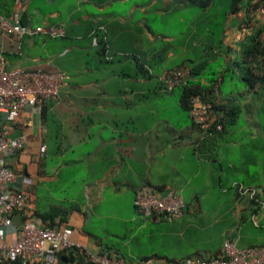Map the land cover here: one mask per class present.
<instances>
[{
  "label": "crops",
  "instance_id": "crops-1",
  "mask_svg": "<svg viewBox=\"0 0 264 264\" xmlns=\"http://www.w3.org/2000/svg\"><path fill=\"white\" fill-rule=\"evenodd\" d=\"M119 1L130 0H0V17L64 31L56 38L0 33L7 67L70 75L58 99L13 122L0 117L6 139H24L19 152L0 155L17 176L10 188L28 194L37 222L59 221L71 229L72 242L117 253L128 264L208 259L226 238L240 249L264 246V94L241 86L227 97L213 93L217 102L240 108L221 132L194 126L179 98L172 108L186 113L187 122L172 120L157 108L173 92L165 90L164 77L199 61L153 75L149 47L171 37L151 32L147 6L134 4L122 15ZM155 1L166 8L186 0ZM233 36L229 49L241 38ZM230 65L229 56L221 68ZM44 184H51V195ZM143 184L179 193L184 215L143 220L132 205ZM237 184L255 189L256 201L240 196Z\"/></svg>",
  "mask_w": 264,
  "mask_h": 264
},
{
  "label": "built area",
  "instance_id": "built-area-1",
  "mask_svg": "<svg viewBox=\"0 0 264 264\" xmlns=\"http://www.w3.org/2000/svg\"><path fill=\"white\" fill-rule=\"evenodd\" d=\"M0 33L17 39L39 33L53 38L64 35L60 27L33 28L3 17H0ZM189 76L187 68L175 69L165 75L164 87L172 90L185 85ZM69 80L70 75L57 71L8 68L4 58L0 56V117L13 122L26 109H40L45 102L58 99L59 89ZM187 112L194 126H208L211 133L222 130V124L214 122L222 114H215L213 105L199 95L188 98ZM23 143L22 137L6 139L0 123V155L16 154L22 149ZM16 177L0 160V264H128L117 253H93L72 242L71 229L59 221L42 224L34 220L28 194L10 188ZM7 187L10 190L4 191ZM236 190L240 196L256 201L255 189L237 184ZM132 205L143 220L158 217L178 219L184 215V204L179 193L150 184H143L135 190ZM14 218H19L18 224L14 223ZM132 264H152V261ZM167 264H264V246L240 249L226 238L214 257L174 260Z\"/></svg>",
  "mask_w": 264,
  "mask_h": 264
},
{
  "label": "rangeland",
  "instance_id": "rangeland-1",
  "mask_svg": "<svg viewBox=\"0 0 264 264\" xmlns=\"http://www.w3.org/2000/svg\"><path fill=\"white\" fill-rule=\"evenodd\" d=\"M134 4L147 6L148 13L145 17L153 34L171 37V40L167 42L163 40L155 41L149 47L152 56H154L151 60L153 75H158L160 68L171 69L183 61L186 62V60L193 62L205 60L207 62L205 76L212 77L215 76L214 72L218 68L224 66L226 57L230 56L231 63L239 61L241 41L238 40L233 49H229L227 39L229 35L231 37H234V34L242 36L244 33L242 30H246V27L243 26L240 29V17H242L243 11L240 10L237 14L230 13L228 0H213L205 9L189 1L170 3L164 8L160 1L156 2L155 0L119 1L115 4V7L123 15L128 13L129 8ZM159 9L161 12L157 13ZM252 12L254 24L256 26L264 25V7L254 9ZM140 15L139 9H137L135 18ZM245 33L248 34L249 31ZM168 52H172L171 58H167ZM186 64L189 65L190 63ZM239 86L237 83L232 84L227 81L222 85V90L224 94H227L230 89L234 90ZM180 93V87L174 88L172 93L166 94L167 100L158 102L157 108L164 107L165 114L172 120L178 119L180 122L184 120L186 123V113L180 114L178 110L172 108L173 98L178 99ZM161 97L163 99L164 95L162 94ZM164 104H166V107ZM42 186L51 195V184ZM39 197L44 202L43 198L46 197V192L43 189H40ZM254 231L257 230L254 229ZM253 234L251 235L253 236ZM245 242L247 241H241L238 245L241 246Z\"/></svg>",
  "mask_w": 264,
  "mask_h": 264
},
{
  "label": "trees",
  "instance_id": "trees-1",
  "mask_svg": "<svg viewBox=\"0 0 264 264\" xmlns=\"http://www.w3.org/2000/svg\"><path fill=\"white\" fill-rule=\"evenodd\" d=\"M186 1L205 9L213 0ZM228 1L230 3V13L237 14L240 10L243 11V15L240 17V28L246 27L240 38L241 54L239 61H234L230 66L216 70L214 72L215 76L212 77L205 76V66L207 64L205 60L191 66H180L187 68L190 76L185 85L178 86L181 89L179 96L180 105L187 111L188 98L191 95H199L202 99L213 105L215 114H222L221 118H215L216 120H214V122L222 124V130L226 126H231L235 123L240 111V108L236 105L227 106L217 102L216 96L213 93H220L221 95H225V97L229 96L230 91L224 94L222 90V85L225 82L237 83L248 92H261L264 94V25L256 26L254 21H252V11L257 8L262 9L264 7V0ZM251 23L253 24L250 26ZM248 31L249 33L246 34L245 32ZM175 69L166 74L173 72ZM173 89L165 90L171 92ZM45 216L49 219L51 217L49 214Z\"/></svg>",
  "mask_w": 264,
  "mask_h": 264
}]
</instances>
